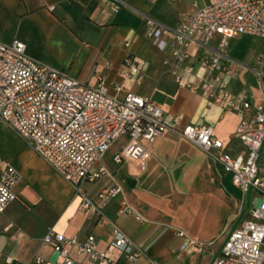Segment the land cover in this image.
Wrapping results in <instances>:
<instances>
[{
    "label": "crops",
    "instance_id": "obj_1",
    "mask_svg": "<svg viewBox=\"0 0 264 264\" xmlns=\"http://www.w3.org/2000/svg\"><path fill=\"white\" fill-rule=\"evenodd\" d=\"M122 1L125 6L114 11V0H0V41L8 43L17 38L25 43L28 56L84 83L94 85L104 75L107 82L148 95L163 109L165 119L178 115L186 124H209L225 150L243 152L234 134L238 122L235 114L225 111L218 100H207L171 80L164 64L171 57V34L146 33L144 16L171 28L195 11L194 4L207 6L215 0ZM252 39L246 35L230 38V57L251 65L257 51L264 50L259 45H243ZM217 40L215 35L210 45ZM128 41L130 45L125 47ZM188 51L190 56L182 66L186 77L198 80L203 73L198 61L208 51L195 46ZM129 53L139 71L122 78L119 71ZM243 76L226 75V87H252L258 101L254 77L249 74L251 80L247 82ZM110 92H114L112 88ZM4 134L15 146L10 148ZM118 141L120 146L107 154ZM126 143L127 139L119 138L95 164L93 169L103 167L109 174H104L106 179L99 185L86 183L85 194L96 201L97 193L113 181L121 184L124 196L142 220L120 212L117 199L109 200L103 211L143 251L134 264H151V260L159 264H208L210 254L182 250L183 239L177 233L183 231L190 238L210 241L213 250L219 248L235 225L238 210L245 207L238 198L240 191L232 186L220 164H214L205 151L175 130H166L153 142L145 143L150 149L145 169L133 158L114 162V155ZM262 149L260 162H264V145ZM0 158V169L11 163L21 173L14 187L15 199L0 213V264H53L52 249L41 239L49 227L66 236L94 234L97 248L108 251L114 264H128L109 247L110 225L81 212V198L74 195L72 186L2 122ZM36 255L44 261L35 263ZM76 259L80 264H95L85 255Z\"/></svg>",
    "mask_w": 264,
    "mask_h": 264
},
{
    "label": "built area",
    "instance_id": "obj_2",
    "mask_svg": "<svg viewBox=\"0 0 264 264\" xmlns=\"http://www.w3.org/2000/svg\"><path fill=\"white\" fill-rule=\"evenodd\" d=\"M121 6H125L122 0H114L112 10ZM194 7L192 14L171 28L144 16L146 33L171 34V57L164 61L171 80L207 100H218L225 111L233 112L238 121L234 134L243 152L225 150L209 124H186L178 115L165 119L163 109L150 96L125 90L117 82H107L104 75L92 85L37 61L27 55L25 43L17 38L8 43L0 41V122L72 186L74 195L81 198V212L110 225L109 247L117 250L128 264L136 263L144 253L105 216L103 208L109 200L117 199L120 212L131 214L138 221L142 217L124 196L120 183L113 181L106 186L97 193L96 201L85 194L83 187L100 175L109 174L106 168L93 167L119 138L127 139V143L114 155V162L133 158L145 169L150 156L145 143L153 142L166 130L179 132L205 151L214 164H220L232 186L249 197L219 248L213 250L210 241H199L178 231L177 236L183 239L182 250L209 253L208 264H264V162H260L264 145V50L257 51L249 66L232 59L228 50L230 38L237 35L258 37L264 42V0H215L207 6ZM215 35L218 40L210 45ZM129 45V41L124 44ZM191 46L208 51L198 61L203 68L198 80L186 77L182 66L190 56ZM243 68L254 77L258 101L252 87H226L224 77L235 76ZM138 71L136 59L127 54L119 75L129 78ZM20 178V171L11 163L0 169V213L15 199L14 187ZM41 239L57 253L53 264H80L76 258L81 255L95 264H114L108 251L97 248L94 234L83 238L66 236L49 227ZM33 261L40 263L44 259L36 255ZM151 264L159 263L151 260Z\"/></svg>",
    "mask_w": 264,
    "mask_h": 264
},
{
    "label": "rangeland",
    "instance_id": "obj_3",
    "mask_svg": "<svg viewBox=\"0 0 264 264\" xmlns=\"http://www.w3.org/2000/svg\"><path fill=\"white\" fill-rule=\"evenodd\" d=\"M243 45H245V46H249V47H257V45H259V46H261V48H263L264 49V43H263V41H262V39L261 38H255V39H252L251 41H249V42H244L243 43ZM244 73H245V76H243L244 75ZM238 75L239 76H243L246 80H247V82H249L250 80H251V78L249 77V73L248 72H245V71H241V70H238ZM5 135V137L7 138V136H6V134H4ZM7 140H8V143H9V145H10V148H12L13 146H15V143L10 139V137H8L7 138ZM120 144H121V142L120 141H118V143L117 144H115L112 148H111V150L110 151H108V153L107 154H110V152L111 151H113L115 148H118L119 146H120ZM0 160H1V158H0ZM105 179H106V176L105 175H100L99 177H97V178H95L92 182H90V183H92V184H97V185H99V184H101L102 182H104L105 181ZM238 198H239V201L241 202H243V205H246L247 204V201H248V199H249V197H247V195H242V193H238Z\"/></svg>",
    "mask_w": 264,
    "mask_h": 264
},
{
    "label": "water",
    "instance_id": "obj_4",
    "mask_svg": "<svg viewBox=\"0 0 264 264\" xmlns=\"http://www.w3.org/2000/svg\"><path fill=\"white\" fill-rule=\"evenodd\" d=\"M56 258H57V253H53V254H52L51 261H54Z\"/></svg>",
    "mask_w": 264,
    "mask_h": 264
}]
</instances>
